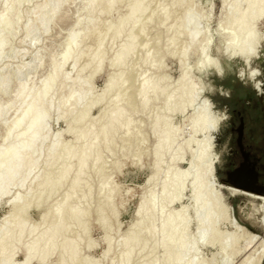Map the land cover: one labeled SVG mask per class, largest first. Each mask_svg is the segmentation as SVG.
<instances>
[{
  "label": "rangeland",
  "instance_id": "obj_1",
  "mask_svg": "<svg viewBox=\"0 0 264 264\" xmlns=\"http://www.w3.org/2000/svg\"><path fill=\"white\" fill-rule=\"evenodd\" d=\"M145 1L148 8L134 17L137 23L134 32L141 24L146 25L144 32L135 40L134 52L132 51L125 59L122 66L118 68L114 66L115 55L127 40L128 24L117 39L111 40L109 35L105 37L102 43L104 48L102 46L100 48L101 63L95 70L97 59H91L96 47L94 33L101 36L108 29L114 28L125 15L130 0L116 3V6L114 5L110 10L111 13L106 11L104 1L91 8L88 5L89 0H0V113L3 110V114H0V152L18 146V135L24 129L23 126L21 129L13 130L12 126L21 115L20 112H23L21 107L26 106L16 97L18 89L24 86L23 88L28 89L32 96L38 94V91L40 92L48 83L54 67L57 68L58 65V69H61L58 70L56 83L43 98V106L46 108L45 121L40 129L39 138L28 151L33 169L27 168L17 175L13 184L6 188L3 198L0 199V240L6 236L15 238L16 235L10 222L12 209L8 204L12 202L14 196H19L18 207L24 210L23 226L26 230L21 239L31 240H20L17 244L14 242L15 245L10 240H5L6 244L3 241L0 264H24V250L32 245L34 236L42 234L43 241H48V233L54 225V219L49 214L47 220L43 221L41 215L47 210L54 209L53 206L69 194L70 185L76 175V158L69 160L66 154L70 152L78 155L94 137L97 140H93L91 153L94 155L100 152L102 155L98 161L87 164L80 176V189L75 191L69 203L70 208L75 207L79 212L80 221L66 223L64 232L53 241V252L49 254L51 257L48 255L41 264L60 262L62 264H118V262L119 264H132V262L133 264H243L245 260L247 264H264L262 262L264 196L236 189L237 184L243 183L264 190V95H258L252 82L247 80L242 82L235 74V70L243 67L244 64L235 49L239 36L236 34L230 42L224 39L228 27L230 28V25L237 21L238 15L245 12L247 0ZM222 2H226L224 9L221 6ZM56 7L60 10L53 15ZM150 15L152 20L146 24L145 21ZM183 15H186L185 19ZM165 17L168 19L163 20L162 18ZM187 20H191L192 24ZM195 24L197 28L192 27ZM194 28L196 32L199 31L197 33L199 36L196 35ZM187 33L195 34L197 39L201 37V41L203 39L209 41L199 50L204 49L201 55L211 67L204 68L200 73L195 70L197 63L195 51L192 47H186ZM255 35L257 43L253 50L259 51L260 59L253 61V67L259 65L264 68L263 19L256 25ZM144 43L146 46L143 47ZM69 49L73 54L64 66L61 58ZM182 51H187L183 58L188 73L184 83H181L183 86L178 87L175 83L180 77L182 59L179 55ZM146 55H149V61L144 63L143 59ZM231 57L234 59H230ZM86 65L87 67L82 71ZM229 65L233 69L232 72L227 71ZM219 67H223L226 72L223 80L212 73ZM112 73L122 74L123 83L119 92L121 109L127 111L124 105L128 106L126 100L130 98L131 106L135 111L129 117L132 127L130 125V129L120 128L107 142L108 147L104 148V141L100 136L104 126L102 121L98 122V119L103 111L109 114L112 110L111 101L115 91L110 89L104 92L105 80ZM203 76L205 81L202 80ZM145 79L149 82L154 81L164 89V92L157 97V100H149L148 106L142 108L136 91ZM258 79L264 80V77ZM210 85H215L217 89L222 85L224 89H229L231 94L225 97L218 90L213 92ZM170 88L173 90L169 91ZM71 92L74 96L72 95V100L68 101ZM168 95H171V99L165 107L164 99ZM88 106H91V109L85 115L83 122L76 124L82 117V110ZM124 113L128 114V112ZM168 113L170 117L166 116ZM155 120H161L158 131L168 129L175 137L172 145L160 159L155 178L157 181L152 185L151 192L153 191L155 195H153V208L156 206V209L145 207L146 210L144 208L141 214L143 223L141 222L140 227L136 228L137 231L135 228L129 231L130 226L136 221V208L145 197L141 189L146 179L156 170L154 151L158 137L152 131ZM105 121L106 119L103 123ZM196 124H201L198 131L196 129L199 127H196ZM82 134L87 135L85 139L80 138ZM2 159L0 157V161ZM65 167L70 170L64 178L67 180L63 179L60 182L58 190L56 189V192L46 200L47 203L46 201L37 203L35 199L43 185L47 181L57 182ZM101 167L105 170L103 179L96 175ZM184 172L186 177H183ZM34 176L35 180H33ZM164 181L167 183L166 196L172 201L169 206H165V202L162 201L164 195L160 193V184ZM177 184H182V191H179ZM195 199L198 203L197 212L189 208ZM83 204H86L85 207ZM88 210L95 215L87 213ZM100 220L104 221V226L100 224ZM163 221L166 222L161 229ZM202 221L210 224L215 235L212 236L209 232L205 238L200 237ZM148 228H151V233ZM32 231L34 236L31 234ZM138 231L148 239L145 247L143 249L135 247L131 250L129 260L122 262V255L128 248L124 246L125 243ZM64 242H68L69 247L62 253L61 245ZM39 248L42 249L43 244ZM71 248L75 250L73 260L69 259ZM29 264L40 263L34 259Z\"/></svg>",
  "mask_w": 264,
  "mask_h": 264
},
{
  "label": "bare ground",
  "instance_id": "obj_2",
  "mask_svg": "<svg viewBox=\"0 0 264 264\" xmlns=\"http://www.w3.org/2000/svg\"><path fill=\"white\" fill-rule=\"evenodd\" d=\"M106 2V11L110 12V10L112 9V7L118 3V2H121V0H89L88 2V5L92 8L94 5L96 4H100V3H103ZM125 1V0H124ZM128 2V1H127ZM145 0H130V3L126 6V13L125 15L118 21L117 25L114 27V28H111V29H108L106 32H102L103 34H96L94 33L95 35V39H96V47H95V50L94 52L91 54V59H97L96 61V68H99L100 66V63H101V51H100V48L102 46V43L105 39V37L107 35H109V39L111 40H114V39H117L119 37V35L121 34V32L123 31V28H125V26H127L129 24V30L128 32H125L127 33V40L125 41V44L120 48V50L117 52V54L115 55V59H114V66L116 68L122 66L123 62L125 61V59L128 58V56L132 53V51L135 49V40H137V36H139L140 34H142L145 30V23L144 24H141L139 23V28L137 29L136 32H134L135 30V25H137L136 23V18L135 15L137 14H141L143 13L145 10H146V4H145ZM125 4V2H124ZM225 4L226 2H222V9L225 8ZM149 5V4H148ZM157 5V4H156ZM190 5V4H189ZM58 6V5H57ZM116 6V5H115ZM148 8V7H147ZM173 9V8H172ZM188 9V8H187ZM60 10L59 7H56L54 8L53 10V15H55L57 13V11ZM210 10V9H209ZM186 11V10H185ZM59 12V11H58ZM187 12V11H186ZM111 13V12H110ZM184 14V13H183ZM103 15V14H102ZM110 15V14H109ZM154 15V14H153ZM183 19H185L186 15H183ZM169 17V16H168ZM168 17H165V18H162L163 20H167ZM188 17V16H187ZM264 20V0H247V4H246V10L244 13H242L241 15H238L237 17V21L235 20L231 25H230V28L228 27L227 29V32L225 33V38L226 41H232L234 39V36L237 34L238 37V44L235 46V49H236V52L240 55L241 57V60L244 62V59H247L251 52L253 51V48L255 47L256 43H257V37L255 35V27L256 25L258 24V22L260 20ZM93 20V18H92ZM152 20V16L150 15L149 17H147L146 19V24L149 23L150 21ZM162 20V21H163ZM181 20V19H180ZM189 20H187L188 22ZM191 21V20H190ZM189 21V22H190ZM108 21H106L107 23ZM185 22V21H184ZM183 22V23H184ZM186 22V24L188 25V23ZM104 23V24H106ZM155 23V22H154ZM191 23V22H190ZM189 23V24H190ZM196 23V22H195ZM114 24V22H113ZM185 24V23H184ZM192 24V23H191ZM103 25V24H102ZM115 25V24H114ZM153 25V24H152ZM196 25V24H195ZM193 25L192 27H196L197 28V25L195 26ZM110 26V25H109ZM151 26V25H150ZM186 26V25H185ZM184 26V27H185ZM186 29V28H185ZM170 30V29H169ZM180 30V29H179ZM195 30V28H194ZM192 31V30H191ZM238 31V32H237ZM194 32V31H193ZM196 32V30H195ZM199 32V31H198ZM196 32V35H198ZM201 33V32H200ZM91 34V33H90ZM89 34V36H90ZM176 34V33H175ZM183 34V33H182ZM188 34V33H187ZM192 34V35H190ZM187 35V46L186 47H192L193 50L195 51L196 55H197V63L195 64V70L200 73L204 68L206 67H211L210 64H207V62H205L206 60L203 59L202 55H203V50H199V48H203L204 46H206L207 42L209 41H206V40H202L201 41V37H196L195 34L193 33H190ZM121 36V35H120ZM181 36V35H180ZM199 36V35H198ZM203 36V35H202ZM92 37V36H91ZM174 37V36H173ZM186 37V36H185ZM224 37V36H223ZM86 38V37H85ZM200 38V41L197 42V40H199ZM123 39V38H122ZM172 39V38H170ZM107 41V40H106ZM168 41V40H167ZM173 41V40H171ZM170 41V42H171ZM175 41V40H174ZM95 44V43H94ZM175 44V43H174ZM173 45V44H172ZM146 46V44L144 43L143 44V47ZM148 46V45H147ZM171 46V44H170ZM169 46V47H170ZM77 47V46H76ZM103 47V46H102ZM106 47H107V44H106ZM105 47V48H106ZM168 47V48H169ZM188 47V48H189ZM94 48V47H93ZM104 48V47H103ZM176 48V47H175ZM108 49H109V46H108ZM249 49H250V52H249ZM68 50V49H67ZM75 50V49H74ZM164 50V49H163ZM188 50V49H187ZM88 51V50H87ZM107 51V50H106ZM110 51V50H109ZM115 52V51H114ZM113 52V53H114ZM134 52V51H133ZM162 51H160L161 53ZM173 53L175 51H172ZM180 52V51H179ZM91 53V52H90ZM107 53V52H106ZM171 53V52H170ZM187 51H182L180 53L179 56L180 59H182V61H180V77L178 78V80L176 81V86H180L181 87V83H184L185 81V78H186V75L188 73V70L186 68V64H184V56L186 55ZM202 53V55H201ZM72 51L71 49H69V51H66L64 52V55L63 58H61V62H62V65H66L65 63L66 62H69L70 58L72 57ZM75 54V52H74ZM87 54V53H86ZM85 54V55H86ZM146 54V53H145ZM158 54V53H157ZM172 54V53H171ZM114 55V54H113ZM112 55V57H113ZM108 56V54H107ZM149 56V55H148ZM147 55L144 57L143 59V62L146 63L148 62V57ZM106 57V56H105ZM111 57V58H112ZM160 57V56H159ZM191 57V56H190ZM161 58V57H160ZM159 58V60H160ZM75 59V58H74ZM112 59V60H113ZM73 60V58H72ZM110 60V58H109ZM88 61V60H87ZM86 61V62H87ZM103 61V60H102ZM163 61V60H162ZM74 62V61H73ZM72 62V63H73ZM126 63H127V60H126ZM129 63V62H128ZM109 64V63H108ZM61 65V64H60ZM140 65V64H139ZM151 64H149L150 66ZM63 66V67H64ZM73 66V65H72ZM128 66V65H127ZM131 66V65H130ZM61 67V66H59ZM87 67L84 66L82 68V71ZM62 68V67H61ZM80 68V67H79ZM78 68V69H79ZM109 68V67H108ZM60 69V68H59ZM58 65H57V68L56 66L54 67L53 71H52V74L51 76L48 78V83L45 84L43 87H42V90H40V92L38 91V94H35V95H31L30 91H28V89L26 88H23L24 86H20L21 88L18 89V93H17V98L19 100V102L21 104H23L25 106L24 107H21L23 108V112H20V116L17 120H15V123H13V130H16V129H21V127L24 126V129L22 130V132L18 135V138H19V142H17L18 146L14 147L13 149H6V150H3L0 152V157L3 158L2 161H0V199L3 198V195L4 193L6 192V188L9 186V185H12L13 184V181L15 179V177L17 175H20L25 169H29V168H32V163L30 165V158H29V155H28V151L29 149L34 145V143L37 141V139L39 138V134H40V129L42 127V125L44 124V121H45V110L46 108H44V104H43V98L49 93L50 91V87H52V85H54V83H56L57 79H58V76H59V72H58ZM75 69V67L73 68ZM89 69V68H88ZM114 69V68H113ZM214 69V67H213ZM91 70V69H90ZM100 70V69H99ZM116 70V69H115ZM61 71V69H60ZM93 71V70H92ZM117 71V70H116ZM127 71V69H126ZM190 71V70H189ZM119 72V71H118ZM122 72V71H121ZM87 73V72H86ZM115 73V72H114ZM81 75V74H80ZM90 76V75H89ZM143 76V74H142ZM145 76V75H144ZM160 77V76H159ZM67 78V77H66ZM90 79L92 77H89ZM88 78V80H90ZM65 79V78H64ZM63 79V80H64ZM77 79V78H76ZM122 74H110L107 79L105 80V84H104V92L110 90V89H114V94H113V99L111 101V106H112V110H111V113H107V111H103L101 114H100V118L98 119V122H101L102 121V129L100 131V136L101 138L103 139L104 141V148H107L108 145H107V142L110 141L114 135L116 134V132L118 130H120V128L122 127H125V128H129V126L131 125V122H130V119L129 117L134 114V108L131 106V103H130V98H128L126 100V102H128V106H125L127 108V111H123L121 109V104L119 105V103L121 102V99H120V95H119V92H120V89H121V85H122ZM159 78H157L158 80ZM66 80V79H65ZM64 80V82H65ZM79 80V79H78ZM62 81V80H61ZM77 81V80H76ZM80 81V80H79ZM91 81V80H90ZM164 81V80H163ZM83 82V81H82ZM85 83V82H84ZM88 83V82H87ZM168 83V82H167ZM188 83V82H186ZM78 85L80 83H77ZM163 86H166L165 84H161ZM62 86V85H60ZM183 86V85H182ZM161 87V86H160ZM154 81H150L149 80H146L145 81L143 80L140 84V86L137 87V93L136 95L139 97V101H140V106L142 108H145L146 105L148 104L149 100H157V97H159L160 95L163 94L164 92V89L160 88ZM60 90V89H59ZM171 90V88L169 89V91ZM173 90V89H172ZM171 90V91H172ZM72 91V90H71ZM103 91V90H102ZM133 91V90H132ZM69 92V91H68ZM111 92V91H110ZM113 92V91H112ZM168 92V91H167ZM112 94V93H111ZM170 94V93H168ZM183 94V93H182ZM72 95H73V92H71V95L68 96V101H71L72 99ZM104 95V93L102 94ZM167 95V94H166ZM74 96V95H73ZM101 97V95H100ZM74 98V101H75V97ZM99 98V97H98ZM96 98V99H98ZM103 98V97H102ZM71 99V100H70ZM125 99V98H124ZM159 99V98H158ZM171 99V95H168L165 97L164 99V105L165 107L170 103ZM28 100V101H27ZM94 100V99H93ZM137 100V99H136ZM15 101V100H14ZM64 101H67V100H64ZM64 101H63V105H64ZM67 101V102H68ZM96 101V100H94ZM16 102V101H15ZM77 102V101H76ZM75 102V103H76ZM153 102V101H152ZM69 103V102H68ZM67 103V104H68ZM95 103V102H94ZM103 103V101H102ZM155 103V102H153ZM157 103V102H156ZM159 103V102H158ZM17 104V103H16ZM72 104V103H71ZM77 106L78 103H76ZM75 104V105H76ZM90 104V103H89ZM107 104V103H106ZM19 105V104H18ZM74 105V107H75ZM60 106V105H59ZM65 106V105H64ZM87 106V105H86ZM110 106V105H109ZM123 106V105H122ZM139 106V105H138ZM148 106V105H147ZM20 107V106H19ZM47 107V106H45ZM163 107V108H165ZM49 108V107H48ZM51 108V107H50ZM67 108V107H66ZM70 108V107H69ZM107 108V107H106ZM65 109V108H64ZM71 109V108H70ZM76 109V107H75ZM74 109V110H75ZM83 109V107H82ZM85 109V108H84ZM89 109H91V106H88L85 110H82V117H80V119H78V123L76 122V124H80L81 122H83V119L85 117V115L87 114V112L89 111ZM139 109V108H138ZM161 109V108H160ZM77 110V109H76ZM109 110V109H107ZM168 110V109H167ZM3 111V110H2ZM1 111V113H2ZM62 111V110H61ZM140 111V110H139ZM175 111V110H174ZM179 111V110H178ZM48 112V111H47ZM46 112V113H47ZM124 112H128V114H125ZM157 112V110H156ZM166 112H169V111H166ZM0 113V114H1ZM79 113V112H78ZM172 113V112H170ZM175 113V112H173ZM3 114V113H2ZM1 114V115H2ZM64 114V113H63ZM66 114V112H65ZM136 114V113H135ZM0 115V116H1ZM171 115V114H170ZM160 116V115H159ZM166 116H169V113L168 115ZM67 117V116H66ZM78 117V118H79ZM133 117V116H132ZM163 117V116H162ZM170 117V116H169ZM168 117V118H169ZM154 118V117H153ZM106 119V121L103 123V121ZM161 120H155L154 121V124L152 125V131H153V134L155 136L158 137V141L155 145V156H156V159H155V166H156V170L154 172L153 175L149 176L147 179H146V182L144 184V187L141 189L142 191H144L145 193V197L142 198L140 204L137 206L136 208V211H135V217H136V221L130 226L129 228V231H132L134 228H138L140 227L141 225V214L144 210L145 207L148 206V209H154L153 206V191L151 192L152 190V185L155 184V178L157 177V174H158V165L159 162H160V159L163 157V154L169 149V147L172 145L173 143V134L167 129L163 130V131H158V126L160 124ZM75 123V122H74ZM134 123V122H133ZM132 123V124H133ZM153 123V122H152ZM101 124V123H100ZM168 124V123H167ZM83 125V124H82ZM132 127V125L130 126ZM171 127V125H170ZM169 127V128H170ZM196 127H199L197 128L196 130L198 131L201 127V124H196ZM195 127V128H196ZM82 128V127H81ZM194 128V127H193ZM77 129V128H76ZM130 129V128H129ZM132 129V128H131ZM11 130V129H10ZM134 130V129H133ZM173 130V129H172ZM193 130V129H192ZM74 131V129H73ZM10 132V131H9ZM122 132V130H121ZM13 133V132H11ZM73 133V132H72ZM119 133V132H118ZM127 133V132H125ZM121 134V133H120ZM130 134V133H129ZM136 134V133H135ZM119 135V134H118ZM10 136V135H9ZM7 136V137H9ZM78 136V135H77ZM86 134H82L80 136V138L82 139H85L86 138ZM177 136V135H176ZM75 137V136H74ZM98 137H99V134H98ZM118 137V136H117ZM120 137V136H119ZM96 137L92 138V141L86 145V147H84V149H82V151L78 154V155H74V154H70V152L68 154H66V157H68V159H72V158H76V170H75V179L74 181L72 182V184L70 185V190H69V194L65 195L64 197H62L61 200H57L58 203L53 206L54 209H52L51 211H46L44 212L42 215H41V218L43 221H46L49 214H50V217L54 219V225L52 227V229L50 230V232L48 233V241L44 242L43 239H42V234L41 235H37L36 237L33 235L34 231H32V235L34 236L33 238V243L31 242L32 245H29L30 242H28V248H26L24 250V264H29L31 263V261H33L34 259H36V261H38V263H44V261L47 259L48 255L51 253L52 249H53V241L54 239L59 235L61 234L62 232H64L65 230V226H66V223L67 222H74V223H78L80 221V214L79 212L74 208H70L69 207V203L72 199V196L73 194H75V191L79 188V181H80V176L82 174V172L85 170L87 164L89 162H96L100 159V152H96V154L92 155L91 153V149L93 147V140H95ZM179 138V137H178ZM45 139V138H44ZM117 139V138H116ZM116 139H114V142L116 141ZM134 139V138H133ZM97 140V139H96ZM95 140V141H96ZM132 140V139H131ZM129 141V140H128ZM84 142V141H83ZM156 142V141H155ZM144 143V142H143ZM109 144V143H108ZM128 144V143H126ZM133 144V143H132ZM182 144V143H181ZM85 145V144H84ZM83 145V146H84ZM125 145V144H124ZM127 146V145H126ZM140 146V145H139ZM101 147V146H100ZM110 147V146H109ZM130 147V146H129ZM182 147V146H181ZM65 148V147H64ZM117 148V147H116ZM121 148V147H120ZM127 148V147H126ZM133 147H131L132 149ZM111 149V148H110ZM137 149V148H136ZM172 149V148H171ZM49 150V148H48ZM66 150V149H65ZM99 150V149H98ZM118 150V149H116ZM126 150V149H125ZM133 150V149H132ZM131 150V151H132ZM177 150V149H176ZM180 150V149H179ZM182 150H184L182 148ZM121 151V149L119 150ZM118 151V152H119ZM76 152V151H75ZM104 152V151H103ZM101 152V153H103ZM117 152V151H116ZM116 152L114 155H116ZM185 152V151H184ZM183 152V153H184ZM49 153V152H47ZM77 153V152H76ZM175 153V152H174ZM140 154V153H139ZM185 154V153H184ZM104 155V153H103ZM119 154H117L118 156ZM133 155V154H132ZM116 157V156H115ZM119 157V156H118ZM168 157V156H167ZM117 158V157H116ZM44 159V157H43ZM67 159V160H68ZM118 159V158H117ZM172 159V158H171ZM75 160V159H74ZM163 160V159H162ZM174 161V159H172ZM179 160V159H178ZM73 161V160H72ZM70 161V162H72ZM172 161V162H173ZM67 162V161H66ZM74 162V163H75ZM119 162V161H118ZM162 162V161H161ZM176 162V160H175ZM35 163V162H34ZM38 163V161H37ZM43 163V162H42ZM73 163V165H74ZM92 163H91V166H92ZM171 163V162H169ZM174 163V162H173ZM178 163V162H177ZM68 164V162H67ZM70 164V163H69ZM30 166V167H29ZM40 166V165H39ZM103 166V165H102ZM35 167V166H34ZM38 167V166H37ZM69 167V166H68ZM68 167H65L62 172L60 173V176L59 178H57V182H53V183H50L47 181V183H45L41 189V191L38 193V195L36 196V201L37 203H40L43 201L45 202L48 198H50V196L56 192V189L58 187V185L60 184V182L68 175L69 173V168ZM174 167V166H173ZM36 168V167H35ZM175 168V167H174ZM33 169V168H32ZM37 169V168H36ZM173 169V168H172ZM31 170V169H30ZM42 170V169H41ZM174 170V169H173ZM26 171V170H25ZM115 171V170H114ZM31 172V171H30ZM33 172V171H32ZM31 172V173H32ZM35 172V171H34ZM104 172L105 170H103V168L101 167L97 172H96V175L103 179L104 178ZM40 173V171H39ZM95 173V172H94ZM38 174V173H37ZM35 174V176L37 175ZM86 174V172H85ZM31 175V174H29ZM107 175V174H105ZM172 175V174H171ZM186 175V172L183 173V177H186L184 176ZM34 176V177H35ZM96 176V178H97ZM108 176V175H107ZM173 176V175H172ZM171 176V177H172ZM33 177V178H34ZM182 177V178H183ZM68 178V177H67ZM181 178V180H182ZM32 179V178H31ZM31 179H30V182H31ZM36 177L33 179L35 180ZM85 179V178H84ZM83 179V180H84ZM180 179V178H179ZM28 180V178H27ZM32 180V181H33ZM64 180H67V179H64ZM164 180H166V178H164ZM184 180V178H183ZM86 181V180H84ZM108 181V180H107ZM159 182V181H158ZM180 182V180L178 181ZM169 183V182H168ZM65 184V183H64ZM85 184V183H84ZM106 184V183H105ZM157 184V183H156ZM178 185V184H177ZM62 186V184H61ZM69 186V184H68ZM106 186V185H105ZM182 184L181 185H178L177 187L179 188V191L181 190L182 191ZM65 187V186H64ZM81 187V186H80ZM158 187V186H157ZM160 187H161V191L160 193H162L164 196H163V200L165 202V206H169L172 204V201L169 197L166 196V191H167V183L166 181H164L162 184H160ZM24 188V187H23ZM63 188V186L61 187ZM83 188V187H82ZM80 189V188H79ZM156 189V187H155ZM154 189V190H155ZM169 189V188H168ZM58 190V189H57ZM67 190V189H66ZM85 190V189H84ZM160 190V189H159ZM235 191V189H233ZM80 191V190H79ZM241 191V190H240ZM111 192V191H110ZM92 192H90V195H91ZM260 194H255V195H259V196H264V190H260L259 191ZM63 194V193H62ZM78 194V193H77ZM97 194V193H96ZM252 194V193H251ZM108 195V194H107ZM168 195V194H167ZM56 196V195H55ZM85 196V194H84ZM155 196V195H154ZM61 197V196H60ZM78 197V196H77ZM35 198V197H34ZM100 198V197H99ZM98 198V199H99ZM107 198H109L107 196ZM18 199H19V196H14L12 202L8 203L10 204L11 206V209H12V219H11V224L13 225L12 229H14V231H16V235H15V238L14 237H4L3 239L1 238L0 240V258L2 257L3 255V249H2V243L3 241L5 242V240H10L14 245L16 242L19 243L20 240H22V236L25 232L26 229H24V226H23V213H24V210L23 208L21 207H18ZM60 199V198H59ZM84 199V198H83ZM103 199V198H102ZM156 199V198H155ZM154 199V201H156ZM74 200V199H73ZM87 200V199H86ZM30 201V200H29ZM90 201V199H89ZM34 202V201H33ZM42 202V203H43ZM83 202V201H82ZM157 202V201H156ZM155 202V203H156ZM161 202V201H160ZM29 203V202H28ZM35 203V202H34ZM47 203V201H46ZM80 203V201H79ZM89 203V202H88ZM82 204V203H81ZM197 200L195 199L193 205L189 206V208L191 209H195V212H197L198 210V206H197ZM35 205V204H34ZM47 205V204H46ZM84 205V204H83ZM86 205V204H85ZM84 205V207H85ZM156 205V204H155ZM28 206V205H27ZM36 206V205H35ZM48 206V205H47ZM75 206V205H74ZM82 206V205H81ZM77 207V206H76ZM100 207V206H99ZM163 207V206H162ZM161 207V208H162ZM90 208V207H89ZM98 208V207H97ZM96 208V209H97ZM49 209V206L48 208ZM79 209V208H78ZM156 209V208H155ZM163 209V208H162ZM102 210V208H101ZM146 210V208H145ZM161 210V209H160ZM94 211V210H93ZM92 211V212H93ZM96 211V210H95ZM90 212L91 213V210L87 211V213ZM106 212H107V209H106ZM148 212V211H147ZM154 212V211H153ZM160 212V211H159ZM162 212V210H161ZM97 213V212H96ZM149 213V212H148ZM147 213V214H148ZM152 213V212H151ZM92 215H95L93 213H91ZM91 214H90V217H91ZM25 215V214H24ZM149 215V214H148ZM147 215V216H148ZM152 215V214H151ZM160 215V214H159ZM106 216V215H105ZM161 216V215H160ZM89 217V214L88 216ZM95 217V216H94ZM93 218V217H91ZM98 218V217H97ZM147 218V217H145ZM162 218V217H161ZM87 219V218H86ZM92 220V219H90ZM117 220V218H116ZM149 220V219H147ZM164 220V219H163ZM41 221V220H40ZM50 221V220H49ZM161 221V220H160ZM69 222V223H70ZM166 221H163L162 225H161V229H163V224L165 223ZM68 223V224H69ZM89 223V222H88ZM143 223V222H142ZM72 224V223H71ZM84 224V222H83ZM100 224H102L104 226V221L103 220H100ZM214 224V223H213ZM73 225V224H72ZM71 225V226H72ZM87 225V223L85 224ZM84 225V226H85ZM146 225V224H145ZM215 225V224H214ZM41 226V225H40ZM46 226V225H45ZM68 226V225H67ZM74 226V225H73ZM143 226V225H142ZM155 226V225H154ZM27 227V226H26ZM36 227V226H34ZM87 227V226H86ZM76 228V227H75ZM142 228V227H141ZM140 228V229H141ZM200 237L203 239L205 238V236L211 232V235H215L213 232H212V229L210 227V224H207L205 223L204 221H202L201 223V227H200ZM209 228L211 229L209 231ZM6 229V228H5ZM4 229V230H5ZM28 229V228H27ZM40 229V228H39ZM44 229V228H43ZM48 230V228H46ZM45 229V230H46ZM78 229V227H77ZM82 229V228H81ZM85 230V228H83ZM87 229V228H86ZM149 229V232L151 233L152 230L151 228H148ZM8 230V228H7ZM34 230V229H33ZM70 230V229H69ZM147 230V229H146ZM37 231V230H36ZM35 231V232H36ZM72 231V230H71ZM75 231V230H74ZM78 231V230H77ZM76 231V232H77ZM106 231V230H105ZM137 231V229L135 230ZM157 231V230H156ZM214 231V229H213ZM7 232V231H6ZM39 232V231H37ZM36 232V234H37ZM215 232V231H214ZM74 233V232H73ZM79 233V232H77ZM82 233V232H81ZM35 234V235H36ZM39 234V233H38ZM68 234V233H67ZM112 234V233H111ZM135 234V233H134ZM148 234V233H147ZM7 235V234H6ZM72 235V234H71ZM84 235V234H83ZM86 235V234H85ZM88 235V234H87ZM105 235V234H104ZM130 235V234H129ZM14 236V235H13ZM32 236V237H33ZM65 236V235H64ZM154 236V235H153ZM24 237V236H23ZM30 237V236H29ZM31 237V238H32ZM67 237V236H66ZM104 237V236H103ZM12 238V239H11ZM69 238V236H68ZM87 238V237H86ZM85 238V239H86ZM25 238H23L24 240ZM22 240V241H23ZM26 240V239H25ZM31 240V239H29ZM29 240H26V241H29ZM73 240V239H72ZM118 240V239H117ZM121 240V239H120ZM123 240V238H122ZM146 240L148 241V239H146V237L144 236V234L142 235L140 231H138L135 235H132V237L125 243V247L127 248V250H125L126 252L124 253V255H122V262L123 261H128L129 258H130V254H131V250L135 247H140L141 249H143L145 247V244H146ZM156 240V239H155ZM87 241V240H86ZM105 241V240H104ZM113 241V240H112ZM153 241V240H152ZM90 241H88L89 243ZM116 242V241H115ZM119 243V242H118ZM160 243V242H159ZM6 244V242H5ZM11 244V243H10ZM21 244V243H20ZM19 244V245H20ZM25 244V243H24ZM43 244V248L40 249V245ZM149 244V243H148ZM9 245V243H8ZM27 245V244H26ZM56 245V243H55ZM115 245V243H114ZM150 245V244H149ZM159 245V244H158ZM7 246V245H6ZM18 246V245H17ZM119 246V245H118ZM13 247V246H12ZM16 246H14L13 248H15ZM21 247V246H19ZM18 247V248H19ZM57 247V245H56ZM69 247V244L68 242H64L62 243L61 245V252L63 253L64 251L67 250V248ZM90 247V246H89ZM118 248V247H117ZM115 248V249H117ZM160 248V247H159ZM166 248V247H165ZM12 249V248H11ZM16 250V249H15ZM79 250H80V246H79ZM119 250V249H118ZM140 250V249H139ZM12 251V250H11ZM55 251H57L55 249ZM13 252V251H12ZM53 252V251H52ZM134 252V251H133ZM148 252V251H147ZM118 253V252H117ZM140 253V252H139ZM143 253V252H142ZM153 253V252H152ZM172 253V252H171ZM11 254V253H10ZM67 254V253H66ZM121 255V254H119ZM144 255V253H143ZM165 255V254H164ZM167 255V254H166ZM50 256V255H49ZM137 256V255H136ZM141 257V255H139ZM147 256V255H145ZM174 256V255H173ZM9 257V255H8ZM51 257V256H50ZM49 257V258H50ZM134 257V256H133ZM251 257V256H250ZM249 257V258H250ZM7 258V256H6ZM73 258L75 259V250L73 248H71V250L69 251V259L70 260H73ZM105 258V257H104ZM249 258L247 259L249 261ZM10 259V258H9ZM135 259V258H134ZM141 260V258H139ZM142 259H143V256H142ZM147 259V258H146ZM150 259V257L148 258ZM158 259V258H157ZM8 260V258H7ZM49 260V259H48ZM66 260V259H65ZM251 260V258H250ZM67 261V260H66ZM114 261V260H113ZM112 261V262H113ZM139 261V260H138ZM142 261V260H141ZM6 262V261H5ZM35 262V261H34ZM111 262V263H112ZM159 262V261H158ZM157 262V263H158ZM8 263V262H7ZM78 263V262H76ZM248 262L245 260L243 262V264H247ZM6 264V263H5ZM59 264H62V262H60ZM95 264V263H94ZM119 264V262H118ZM133 264V262H132ZM154 264V263H153ZM166 264V263H165Z\"/></svg>",
  "mask_w": 264,
  "mask_h": 264
},
{
  "label": "clouds",
  "instance_id": "obj_3",
  "mask_svg": "<svg viewBox=\"0 0 264 264\" xmlns=\"http://www.w3.org/2000/svg\"><path fill=\"white\" fill-rule=\"evenodd\" d=\"M230 59H234V57H231ZM259 59V51L253 50L250 56L247 59H244L243 67H238L235 70V74L237 78L240 79L242 82L246 80L248 82H252V86L256 89L258 95H264V80L258 79V77H264V68H261L259 65L253 67V61ZM227 71H233L230 65ZM216 75L219 79L223 80L226 75L225 69L223 67H219L216 71ZM210 89L213 92H216L218 90L220 94L225 97H229L231 94L230 90L224 89L222 85L219 87V89H217L215 85H210Z\"/></svg>",
  "mask_w": 264,
  "mask_h": 264
},
{
  "label": "water",
  "instance_id": "obj_4",
  "mask_svg": "<svg viewBox=\"0 0 264 264\" xmlns=\"http://www.w3.org/2000/svg\"><path fill=\"white\" fill-rule=\"evenodd\" d=\"M212 73H213L215 76H217V75H216V72H212ZM204 76H205V75H204ZM204 76L202 77V80H203V81L206 80ZM236 189L241 190V191L246 192V193L260 194V193H259L260 189L252 188L251 186H248V185L243 184V183H239V184H237ZM262 259H263L262 262L264 263V256H263Z\"/></svg>",
  "mask_w": 264,
  "mask_h": 264
}]
</instances>
